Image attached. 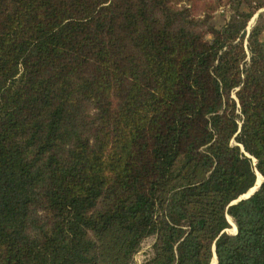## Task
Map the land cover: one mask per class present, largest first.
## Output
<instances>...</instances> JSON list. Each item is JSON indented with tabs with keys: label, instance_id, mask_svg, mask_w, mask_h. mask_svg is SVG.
<instances>
[{
	"label": "trees",
	"instance_id": "16d2710c",
	"mask_svg": "<svg viewBox=\"0 0 264 264\" xmlns=\"http://www.w3.org/2000/svg\"><path fill=\"white\" fill-rule=\"evenodd\" d=\"M262 7L0 0V264H264Z\"/></svg>",
	"mask_w": 264,
	"mask_h": 264
},
{
	"label": "rangeland",
	"instance_id": "374dc122",
	"mask_svg": "<svg viewBox=\"0 0 264 264\" xmlns=\"http://www.w3.org/2000/svg\"><path fill=\"white\" fill-rule=\"evenodd\" d=\"M233 7L236 6H228L227 8L222 7L221 9H219L216 14H215V22L216 23H220L222 20L224 19H228L231 14L235 13V10ZM263 13L264 14V7H262L261 9H259V11L255 14V16L251 19V21L249 22V26H248V31L251 29V27L256 23V20L258 18L259 13ZM264 21V17L262 19ZM260 175V174H259ZM258 179H261V175L260 178L258 176ZM257 179V180H258ZM257 186V185H256ZM255 186V187H256ZM229 217L230 223H231V228L226 229L227 232L229 233H235L237 227L235 226V223L233 221V219ZM154 243V237H149L147 238L141 246L140 251L135 255L134 257V264H142V262L147 259L148 257L151 256L152 254V244ZM216 260V258H215Z\"/></svg>",
	"mask_w": 264,
	"mask_h": 264
},
{
	"label": "water",
	"instance_id": "95a60500",
	"mask_svg": "<svg viewBox=\"0 0 264 264\" xmlns=\"http://www.w3.org/2000/svg\"><path fill=\"white\" fill-rule=\"evenodd\" d=\"M255 162H257V160L255 159ZM262 182H263V178H262V181H261V183H260V185L258 186V188L255 190V191H251L253 188H255V187H253V188H251L246 194H244V195H242L241 197H239L236 201H234L233 203H236V202H238V201H240V200H242V199H245V198H248L249 196H251L252 194H254L256 191H258L259 189H260V187H261V185H262ZM237 232V229H236V231H235V233ZM215 257H216V254H215ZM216 259H217V257H216ZM217 263H218V260H217Z\"/></svg>",
	"mask_w": 264,
	"mask_h": 264
},
{
	"label": "bare ground",
	"instance_id": "6f19581e",
	"mask_svg": "<svg viewBox=\"0 0 264 264\" xmlns=\"http://www.w3.org/2000/svg\"><path fill=\"white\" fill-rule=\"evenodd\" d=\"M258 175H259V174H258ZM259 178H260V175H259ZM262 178H263V177L261 176V179H260V180H259V179L257 180V183H256L257 186H256L255 188H253L251 191H255V190L258 188V186L260 185V183H261V181H262ZM230 219H231V218H230ZM235 226H236V225H235ZM214 261H216V260L214 259ZM214 261H213V262H214Z\"/></svg>",
	"mask_w": 264,
	"mask_h": 264
}]
</instances>
